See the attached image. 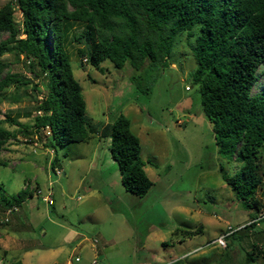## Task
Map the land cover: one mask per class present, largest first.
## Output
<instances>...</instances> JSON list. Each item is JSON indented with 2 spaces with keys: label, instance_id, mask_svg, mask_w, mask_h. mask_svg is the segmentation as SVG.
Here are the masks:
<instances>
[{
  "label": "rangeland",
  "instance_id": "rangeland-1",
  "mask_svg": "<svg viewBox=\"0 0 264 264\" xmlns=\"http://www.w3.org/2000/svg\"><path fill=\"white\" fill-rule=\"evenodd\" d=\"M7 2H13L22 37L21 12L15 0H0V7ZM72 31L76 38L70 43V64L86 118L99 131L117 114L126 116L153 183L143 196L125 190L109 152L110 139L99 132L53 151L44 146L45 130L36 137L6 121L33 129L46 91L31 60L4 53L5 71L32 83L0 91V119L10 132L0 152L5 164L0 165V187L7 195L27 187L31 195L12 206L0 198V264H264V148L254 194L262 206L252 220L254 213L235 199L227 182L238 164L219 152L214 124L203 114L198 86L191 83L196 63L186 33L176 36L168 66L141 91L131 82L129 65L118 69L108 60L98 67L87 63L80 25L74 24ZM8 35L1 33L0 40ZM55 168L61 173L55 174ZM8 209L12 212L6 213ZM251 221L258 233L243 228ZM228 225L240 228L219 246L213 240ZM198 226L200 232L183 238L182 231ZM253 243L255 261L249 263L245 256Z\"/></svg>",
  "mask_w": 264,
  "mask_h": 264
},
{
  "label": "trees",
  "instance_id": "trees-1",
  "mask_svg": "<svg viewBox=\"0 0 264 264\" xmlns=\"http://www.w3.org/2000/svg\"><path fill=\"white\" fill-rule=\"evenodd\" d=\"M15 1L23 36H18L15 26L13 2L5 3L0 7V34L9 35L0 40V57L13 53L31 60L30 65L42 73L46 92L33 118V129L10 118L6 121L36 137L45 130L44 146L53 151L99 132L101 138L110 139L109 152L124 189L143 196L153 182L144 170L140 140L130 130L129 119L117 114L96 131L86 118L80 85L70 64V43L76 38L71 36L72 28L74 24L81 27L79 37L86 42L87 63L98 67L108 60L118 69L129 65L131 82L141 91L148 90L146 82L153 83L168 66L175 38L185 32L196 63L191 83L198 86L202 112L214 124L219 152L238 164L227 182L235 199L254 213L252 220L256 218L262 206L254 194L260 184L257 160L264 148V0ZM5 68L0 59V91L31 85L29 78ZM259 77H263L261 82ZM3 122L0 119V152L10 136ZM0 165H5L1 159ZM30 195L27 187L12 195L0 187L6 206L20 205ZM246 226L259 232L254 221ZM200 231L198 226L182 235L190 238ZM255 247L253 243L246 252L249 263L255 261ZM261 253L264 258V249Z\"/></svg>",
  "mask_w": 264,
  "mask_h": 264
},
{
  "label": "built area",
  "instance_id": "built-area-1",
  "mask_svg": "<svg viewBox=\"0 0 264 264\" xmlns=\"http://www.w3.org/2000/svg\"><path fill=\"white\" fill-rule=\"evenodd\" d=\"M84 60H85V59H84ZM186 89H187V87H186ZM38 113H39V112H38ZM54 172H55V174H60V173H61L59 168H55V169H54ZM36 193H37V194H41V189H37V190H36ZM43 199L46 200L47 203L52 202V199H51L50 196H48V195H45V196L43 197ZM10 212H12V210L8 209L6 213H10ZM7 220H8V217L5 216V217H4V221H7ZM239 228H240V227L233 228L232 226L228 225V226L226 227L225 231H223L220 235H218V236L213 240V242H215V243H216L217 245H219V246H224V245H225V241H226V237H227L230 233L234 232L236 229H239ZM75 260H78V257H76Z\"/></svg>",
  "mask_w": 264,
  "mask_h": 264
},
{
  "label": "crops",
  "instance_id": "crops-1",
  "mask_svg": "<svg viewBox=\"0 0 264 264\" xmlns=\"http://www.w3.org/2000/svg\"><path fill=\"white\" fill-rule=\"evenodd\" d=\"M13 263H15V262H13Z\"/></svg>",
  "mask_w": 264,
  "mask_h": 264
}]
</instances>
